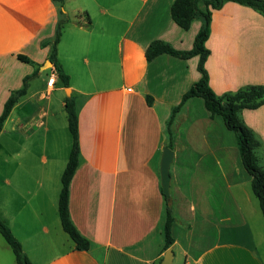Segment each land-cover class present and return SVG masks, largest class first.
I'll return each mask as SVG.
<instances>
[{
    "label": "crops",
    "instance_id": "0c3cea01",
    "mask_svg": "<svg viewBox=\"0 0 264 264\" xmlns=\"http://www.w3.org/2000/svg\"><path fill=\"white\" fill-rule=\"evenodd\" d=\"M62 1L0 0V114L10 94L34 72L18 55L43 65L50 53L45 44L54 39L58 22L69 18L57 53L70 76L79 117L80 163L70 183L69 209L91 246L78 250L59 215L72 147L68 158L47 153L49 136L64 126L69 130L67 112L65 125L53 118L56 113L51 116L53 109L65 108L69 95L62 92L68 87L57 75L47 85L49 75L45 80L38 71L45 86L31 89L29 84L0 131V153L14 163L0 173V215L31 261L160 264L168 249L161 159L170 125L175 151L171 264H264V214L236 134L222 116L211 117L201 97L190 98L172 116L201 77L199 57L146 58L157 39L191 49L203 19L181 28L171 15L174 0ZM206 46L205 68L217 95L264 85V14L259 10L225 1L213 10ZM36 96L49 100L32 108ZM239 115L261 142L255 151L264 168V104ZM36 127L44 133L39 152L31 149ZM6 244L0 233V264H18Z\"/></svg>",
    "mask_w": 264,
    "mask_h": 264
},
{
    "label": "trees",
    "instance_id": "16d2710c",
    "mask_svg": "<svg viewBox=\"0 0 264 264\" xmlns=\"http://www.w3.org/2000/svg\"><path fill=\"white\" fill-rule=\"evenodd\" d=\"M62 1V0H61ZM227 0H174L171 6V15L173 20L183 29H188L193 20L201 17L203 24L195 36L191 49H177L171 43L157 39L152 41L146 49V58L148 61L154 60L161 54H171L173 56L188 59L193 56L199 57L198 70L201 77L189 90H187L181 101L174 107L173 115L192 97H201L205 107L211 117L222 116L228 129L232 130L237 137V143L244 168L252 176V189L259 199L261 210L264 214V168L259 163L256 148L261 142L254 131L248 127L241 119L239 112L244 108L254 109L264 104V85H250L241 88L234 93H227L219 96L209 84V75L205 68V62L210 54V49L206 46V41L210 34V23L213 10L221 8ZM239 3L251 6L264 14V0H233ZM63 4V1H62ZM204 5V8L201 7ZM63 11V10H62ZM68 17L58 22L55 37L45 45H50L48 59L53 63V69L58 80L62 85L70 86V76L65 72L62 64L58 61V43L62 34V25L68 21ZM18 57L23 61H30L29 57L19 54ZM38 75V71L27 75L23 79V85L12 92L4 104L0 114V131L8 118L12 108L19 101V98L27 93L29 80ZM148 102H153L151 95L147 96ZM65 109L68 115L69 130L72 135V149L62 175V188L59 196V215L64 230L74 240L78 250H87L91 246L90 240L85 237L77 228L71 218L69 209V191L71 180L80 163V145H79V117L76 106V98L69 95L65 99ZM169 133L168 146L173 148L172 132L170 125L167 129ZM163 192V191H162ZM164 194V193H163ZM166 197V195L164 194ZM175 216L173 207L168 203L166 205V219L164 223L165 246L169 248L174 243L172 234ZM0 233L11 246L18 264H35L23 249L21 241L15 236L9 224L0 215Z\"/></svg>",
    "mask_w": 264,
    "mask_h": 264
},
{
    "label": "rangeland",
    "instance_id": "374dc122",
    "mask_svg": "<svg viewBox=\"0 0 264 264\" xmlns=\"http://www.w3.org/2000/svg\"><path fill=\"white\" fill-rule=\"evenodd\" d=\"M21 61H23V60H21ZM23 62H26V61H23ZM21 63V62H20ZM28 63H29V66H28V64H23V65H26V66H28L29 68L32 66L33 68V70H34V72L35 71H39L40 70V68H41V66H35L36 64L32 61V60H30V61H28ZM53 71V67H51V68H49V69H47V70H45V71H43V73H42V77H44L45 78V80H47V77H48V75L50 76V74H51V72ZM38 75L37 76H35V77H33V78H31L30 80H29V84H31V89H35L36 88V86L38 87V86H45V82H42L41 80H40V78L38 79ZM47 82H48V80H47ZM48 85V84H47ZM70 88V87H69ZM15 91V90H14ZM13 91V92H14ZM65 96L66 95H68V91H67V88H65V90L62 92ZM12 94V93H11ZM10 94V95H11ZM56 97V96H55ZM53 98V101H54V103L56 104L57 103V100H56V98ZM48 98L47 99H45V100H43V101H40V100H38V96H36L35 98H32L31 99V103H32V108H36L37 107V105H39L40 103H42V104H44V103H47L48 102ZM61 109V108H60ZM60 109H53V112L51 111V116L54 114V113H56V116H54L53 115V118L54 117H56V120L57 121H59V123H60V125H61V120L63 121V123L62 124H64L65 122H67V119L65 118V115H66V109L65 108H63L62 110H60ZM62 113H63V115H62ZM62 115V116H61ZM63 116H64V118H63ZM65 125V124H64ZM61 129V128H60ZM36 131H33L34 133L32 134L33 136H32V138H31V142H32V148L31 149H33L34 151H37V152H39V146H38V142H39V139H41L42 137H41V135H44V133L40 130L39 131V129L36 127V129H35ZM72 138H71V134H70V132H69V130H68V128H67V126L65 127H63V129L62 130H59L58 129V135H50L49 136V142H48V148H47V153L48 154H50V155H54L55 157L56 156H58V159L57 160H59V158H61V157H63L64 156V158H68V155H69V152H70V149H71V147H72V140H71ZM3 158H5V159H3ZM38 158V157H37ZM34 160L32 161L33 163L34 162H38V159H36L35 157L33 158ZM10 161H8V160H6V157H4V155L2 154V153H0V173L1 174H6V173H8V171H9V169H10V166H14V163H13V160H11V159H9ZM63 162H65V161H63ZM65 166V165H64ZM65 168V167H64ZM255 195V194H254ZM256 196V195H255ZM255 196H253V197H255ZM65 233V232H64ZM68 237V239H71L69 236H67ZM7 251L8 252H10V256L14 259V257H15V254H14V252H13V250H12V248H11V246L8 244V242H7ZM178 263V260L175 262V264H177Z\"/></svg>",
    "mask_w": 264,
    "mask_h": 264
},
{
    "label": "water",
    "instance_id": "95a60500",
    "mask_svg": "<svg viewBox=\"0 0 264 264\" xmlns=\"http://www.w3.org/2000/svg\"><path fill=\"white\" fill-rule=\"evenodd\" d=\"M53 67V63L50 59H47L41 66L39 72H43L49 68ZM68 95L71 94L70 88H67ZM175 151L169 146L163 147V154L161 159V185L163 193L166 195L167 201L169 204L172 203L171 196V172L170 167L174 160ZM173 260V249L168 248L163 256V259L160 264H171Z\"/></svg>",
    "mask_w": 264,
    "mask_h": 264
},
{
    "label": "built area",
    "instance_id": "2783aa9c",
    "mask_svg": "<svg viewBox=\"0 0 264 264\" xmlns=\"http://www.w3.org/2000/svg\"><path fill=\"white\" fill-rule=\"evenodd\" d=\"M55 81H56V73H55V70L53 69V71L51 72V74H50V76L48 78L47 84L49 86H52L55 83Z\"/></svg>",
    "mask_w": 264,
    "mask_h": 264
}]
</instances>
